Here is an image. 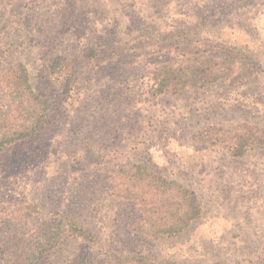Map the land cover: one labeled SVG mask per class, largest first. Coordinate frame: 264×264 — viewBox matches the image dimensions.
Returning a JSON list of instances; mask_svg holds the SVG:
<instances>
[{
	"label": "rangeland",
	"instance_id": "rangeland-1",
	"mask_svg": "<svg viewBox=\"0 0 264 264\" xmlns=\"http://www.w3.org/2000/svg\"><path fill=\"white\" fill-rule=\"evenodd\" d=\"M205 40L242 48L260 68L238 84L155 93L152 67L177 45ZM87 43L97 51L91 60L82 56ZM56 54L77 72L66 96L46 73ZM20 60L52 112L36 134L0 152V240L42 218L77 219L96 241L67 238L39 264L81 252L101 264L108 251L264 264V147L235 158L191 136L208 124H264V0H0V68ZM133 163L196 192L202 213L185 232L151 239L129 230L139 216L110 192L114 172ZM22 203L37 204L38 214H5Z\"/></svg>",
	"mask_w": 264,
	"mask_h": 264
},
{
	"label": "trees",
	"instance_id": "trees-1",
	"mask_svg": "<svg viewBox=\"0 0 264 264\" xmlns=\"http://www.w3.org/2000/svg\"><path fill=\"white\" fill-rule=\"evenodd\" d=\"M171 35H165L166 38ZM217 53H223L218 55ZM97 54L87 43L82 50L86 60ZM260 68L258 60L235 45L216 40L184 43L173 50V58L151 69L155 93L179 94L227 81L238 84L251 78ZM46 73L57 92L68 95L74 86L76 68L64 54H56L46 66ZM0 90L6 100L0 102V152L9 145L26 140L47 123L52 102L39 94L31 83L28 64L15 61L0 68ZM198 144L221 148L231 157H242L248 151L264 147V124L239 122L232 126L203 125L192 135ZM110 194L132 205L139 216L127 225L137 236L167 239L185 232L200 216L199 196L176 179L153 171L145 163H133L114 172ZM16 219L32 218L38 205L22 203L5 213ZM4 206L0 204V219ZM94 243L96 236L77 219H39L23 234L8 235L0 240V264H39L45 255L65 239ZM91 252L72 255L66 264H97ZM101 264H229L221 261L182 262L171 259L157 261L135 252L108 251Z\"/></svg>",
	"mask_w": 264,
	"mask_h": 264
}]
</instances>
